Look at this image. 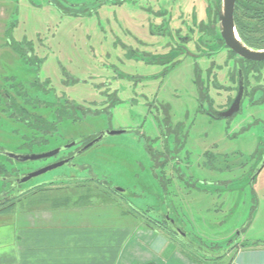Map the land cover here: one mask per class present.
I'll use <instances>...</instances> for the list:
<instances>
[{
    "label": "rangeland",
    "instance_id": "obj_1",
    "mask_svg": "<svg viewBox=\"0 0 264 264\" xmlns=\"http://www.w3.org/2000/svg\"><path fill=\"white\" fill-rule=\"evenodd\" d=\"M189 2L126 0L106 3L85 14L82 0H0V148L22 154L48 152L104 131L124 130L80 153L74 165L37 176L25 182V187L48 183L63 174L94 175L132 194L131 202L154 218L171 211L170 217L191 241L222 253L242 237L264 238V167L256 175L264 159V94L257 92L264 87V68L249 65L254 71L248 78V96L255 100H243L241 111L232 119L204 114L211 103L225 109L230 101L226 99L236 93V88H225L231 83L223 73L219 80L224 88L207 86L205 90L215 100H209L210 104L200 100L196 67L205 80L206 69L224 54L193 59L170 52V58H160L157 54H166L163 45L175 44V34L171 37L167 27L160 32L164 38L155 35L162 20L170 21L169 14L149 24L154 13L163 14L161 9L177 13ZM93 4L90 1L89 7ZM249 4L257 6L256 2ZM238 11L249 27L264 22L254 12ZM146 23L150 31L145 30ZM6 95L29 112L28 120L30 113L42 114L57 129L47 134L32 131L24 120L6 112ZM45 101L56 102L55 107L47 109ZM60 102L73 108L68 118L56 116ZM176 128L186 141L177 169L182 179L176 177L171 164L163 177L146 149L148 138H163ZM33 138L45 142L34 143ZM159 142H152L154 150H161ZM54 160L13 163L0 156V165L12 173L21 167L25 173ZM166 177L171 178L169 183ZM5 179L0 176V197L13 193ZM89 182H73L65 189L97 193L90 187L97 182ZM108 185L98 193L109 192ZM126 207L132 210L129 204Z\"/></svg>",
    "mask_w": 264,
    "mask_h": 264
},
{
    "label": "crops",
    "instance_id": "obj_2",
    "mask_svg": "<svg viewBox=\"0 0 264 264\" xmlns=\"http://www.w3.org/2000/svg\"><path fill=\"white\" fill-rule=\"evenodd\" d=\"M65 188L0 209V264H264V238L203 256L110 194Z\"/></svg>",
    "mask_w": 264,
    "mask_h": 264
},
{
    "label": "flooded vegetation",
    "instance_id": "obj_3",
    "mask_svg": "<svg viewBox=\"0 0 264 264\" xmlns=\"http://www.w3.org/2000/svg\"><path fill=\"white\" fill-rule=\"evenodd\" d=\"M90 1H93V3H94L92 7H89ZM125 1L126 0H96V1L95 0H87V3H86L85 1L82 0V6L83 5L85 6L83 13L89 14V13L95 12V11L99 10L100 8H102L103 5H105L106 3H109V2L111 4L115 5V4H123ZM223 1L224 0H190L189 4L187 6L180 7L179 11H177V13H172L169 11V9L163 8V9H161V10H163V14L160 13V11H159L158 14L154 13V15H153L154 17H149V24H150L155 19H166V13H168L170 21L168 22L167 20H162L163 24L161 25V28L159 30L158 29L156 30L155 35H159L160 38L162 35V37L164 38V34H162L160 32H161V30L166 29V27L169 30L171 37H172V34H175V40H174L175 44L171 45L170 43H168L166 45H163L161 50L164 51V53H166V54L165 55L157 54L158 56H161L160 58H163V57H169L170 58V56H172V55H170V52H171V54L178 53L180 55H184V56L186 55V56L192 57L193 59H199L201 57H217V58H220L222 56V54H224L222 57V60L220 62L214 60V62L206 69L207 79H205V80L202 79L200 76L201 68L199 66L196 67L197 78L195 80V83L197 84L199 92L202 93L200 100H203V102H206V100H208V103L210 104L211 100H215V98H211L208 95V93H205L207 86L209 88L210 87H212V88L213 87H215V88H217V87L224 88L225 87L224 84H221L220 80H219L220 75L223 73H225L224 79L227 78V80L231 83V86H226L225 88H227V89L236 88L235 95L233 97H229L228 99H226V100H230V101L228 102V106L225 109H216L213 106L214 103H211V106H209V109H205V108L203 109L202 108L204 114H207L214 119H232L237 113H239L241 111L243 100H245L246 98H249L250 100H255V98H253V97L251 98L248 96V91H249L248 90V80H249L248 78H249L251 71H254V69L251 70L248 67L250 64L251 65L262 64L261 71L264 68V60L263 61H255V60L246 59V58L240 56L239 54H237L234 50H232L230 48V46H228L226 38L223 35V28H222L221 19H220L221 10L223 8ZM251 2H256L257 6H253V4H249ZM247 4H249V5H247ZM71 5H74V4L71 3ZM239 8H241L242 10L245 9L246 11L247 10H249V11L253 10L252 12H254V16L259 17V19L262 20V19H264V11H263L264 10V0H236V2H235L234 22H235L236 32H237L238 36L240 37V39L244 42L242 35L239 31L238 24H239V22H242V23H245V22H243L242 17L239 16L240 15L239 11H238ZM74 9H78L77 6ZM144 28L146 31H148L149 28H148L147 23H146V26ZM149 31H150V29H149ZM151 35L153 36L154 34L151 33ZM136 38H137V36H135L134 40ZM248 47H250V46H248ZM250 48H252V47H250ZM252 49L264 51V48H262V49L252 48ZM172 52H174V53H172ZM160 58H158V59H160ZM160 61H162V59H160ZM19 83L23 84L22 82H19ZM39 83L40 82H38V85H39ZM241 83L243 84L244 90H243V96L240 99L241 100L240 109L229 117L219 116V114H222V113L228 111L232 107V105L234 104L235 100L239 99L238 96H239V92H240V84ZM46 85H49V84L46 83ZM20 88H22V87H20ZM38 91L41 92L42 90L38 88ZM51 91H53V89ZM259 91L264 94V87L259 88L257 90V92H259ZM49 93H47V94H49ZM6 98H7V100H5L6 101L5 102L6 112H8L12 117H15V115L18 116V118H19L18 120H21V121L24 120L27 123V125L30 127V129H32V131H34L36 133L38 131H40V132H43L45 134L52 132V131H48L47 128L43 129L42 127H39V126L31 128V125L28 122L30 120H33V119L37 120V121H46L48 123V126H49L48 129H52L51 125H53V124H55V126H56V123H54L52 120H50L47 117L42 116V114H38V113L37 114L36 113H30V116H32V117L30 120H28V118L25 117L27 111L24 110V107L21 106L20 103L17 100H14L15 98L12 96L6 95L5 99ZM37 98H39V97L37 96ZM37 98H35V100ZM37 101H38V106H40V103H42L41 100H37ZM27 102H28V104H30V103L34 104L33 100H26V103ZM55 103L56 102L45 101L46 108L48 109L51 107H55ZM62 105L63 104L60 102V106H59L60 109L55 110V114L60 119H63V118L65 119L71 115L69 109L72 110L73 108L72 107L69 108L67 105H64V106H62ZM61 107H63V108H61ZM27 113H29V112H27ZM123 132H124V130H123ZM167 132L168 133H166V135L163 138H156V139L148 138V141H146V149H147V151H148V153L152 159L153 164L156 166L160 165L161 171H163V174H162L163 177L166 176V170L169 167V165L171 164V167L174 169V173H175L176 177L182 179V175L177 173V169L180 170V168L178 166L182 162V160L179 157V154H180V152H181V150H182V148L186 142L184 140V134H180V131L178 128L169 129ZM99 135L100 134H97V135L90 136L86 139L79 140V141L75 142V144H73L71 147L64 149V150H61L56 155H53V156H50L47 158L34 160V161L55 159L54 162H51V164H49V165H52V164H55V163H58L61 161H66L64 165H74L76 157L80 153L87 150L88 148L85 150H82V149L88 143H90L95 138H97ZM31 141H33L34 143H36V142L41 143L44 141V139L42 141H40V140H37L36 138H33ZM154 141H160L158 144V148L161 149V150H158V149L154 150L155 152L159 151L161 153L160 157H158L156 160H155L154 156H152V154L150 153V150L154 149L153 145H152V142H154ZM92 146H90V147H92ZM56 149H54V150H56ZM0 150H5V149L0 148ZM51 151H53V150H51ZM16 153H19V152H16ZM41 153H44V152H41ZM0 156H3V155H0ZM5 158L8 161L13 162V163L29 162V161H17V160L8 158V157H5ZM159 160H161V162H159ZM49 165H47V166H49ZM64 165H62V166H64ZM62 166H60V167H62ZM44 167H46V166H44ZM44 167H41V168H44ZM41 168H38V169L33 170V171L40 170ZM57 168H59V167H57ZM57 168H54V169H57ZM54 169H52V170H54ZM13 170H14L13 173L8 170V172L6 174L0 175V176L6 177L5 180H7L8 182L11 183V189L13 190V193L8 192L7 194H4L2 197H0V201L4 200L6 198H10L9 200H6L2 204H0V206H2L1 208L5 207L11 201L16 202L17 200H19V199L23 198L24 196L30 194V192L33 193V192L44 190V189L47 190V189H50L54 186L66 187V186H68V184L73 183V182L78 183V184H87V183H90L89 181H93V182H97V184H94L95 188H97V187L100 188L99 190L101 192V187L104 186V184L108 185L107 181L102 180L101 178L95 177L94 175H89V176H77L76 175L75 176V175L63 174V175L57 176L56 179H54L48 183L33 185L30 187H25L24 183L21 182L22 181L21 179L26 174L30 173V171L28 170L25 173H23L21 167L14 168ZM52 170H50V171H52ZM165 179L167 180V183H169V180L171 181V178H169V177H166ZM163 184H166V182H163ZM107 187L109 189V192L106 191L103 194H107V195L108 194H111V195L114 194L112 196L120 199L125 204H129L130 207L132 206L135 209L136 208L141 209L140 207L133 204V202H131V200L128 197L131 196L132 194L126 192V190H124L122 188H118V187L109 186V185ZM110 192H112V193H110ZM165 213H167V212H164V213L162 212L163 217H164ZM170 215H171V211H170ZM178 237H179L178 239L180 241L185 242L183 237H180L179 235H178ZM239 242H244V238L242 237L241 239H239L237 241H232L230 243L228 249L225 250L224 252L226 253V251L233 249V247L234 246L236 247ZM204 248L206 250H203L202 252L205 254H208L209 252H213L211 249L212 247L211 248L204 247ZM207 251H209V252H207ZM217 254H221V253L218 252Z\"/></svg>",
    "mask_w": 264,
    "mask_h": 264
},
{
    "label": "water",
    "instance_id": "obj_4",
    "mask_svg": "<svg viewBox=\"0 0 264 264\" xmlns=\"http://www.w3.org/2000/svg\"><path fill=\"white\" fill-rule=\"evenodd\" d=\"M235 2H236V0H224L223 1V8H222L221 14H220L221 25L223 28V35L226 38L227 44L237 54H239L240 56H242L246 59L255 60V61H263L264 60V51L255 50V49L248 47L240 39V37L238 36V34L236 32V27H235V22H234ZM243 90H244V87H243V84L241 83L240 84V92H239V96H238L239 99L235 100L234 104L232 105V107L228 111H226L222 114H219V116L229 117L240 109V102H241L240 99L243 96ZM122 132H123V130L101 132L97 138H95L93 141L88 143L82 150L89 148L90 146L99 142L100 140H102L103 138H105L108 135L118 134V133H122ZM73 144H75V142L70 143L66 146H63L61 148H57L56 150L44 152V153L22 154V153H16V152L8 151V150H0V155H3L5 157L11 158V159H14L17 161H34V160L47 158V157L56 155L61 150L67 149V148L71 147ZM65 162L66 161H61V162L46 166L44 168H41L40 170L32 171V172L26 174L21 179L22 180L21 182L22 183L28 182L29 180H31V179H33V178H35V177H37L43 173H46V172H48L54 168H57V167L64 165ZM263 167H264V159L261 161V164L259 165V168L256 172V175L260 172V170ZM8 199H10V198H6V199L0 201V204H2L3 202H5ZM164 218L170 222L172 228L178 233V235L180 237L184 238L185 242L188 245H190L192 248H194L195 250H198L200 252H202L203 250H206L203 246L196 244L190 240L188 233L182 227H180L174 219H172L170 217L169 211H168V213L164 214ZM207 252H209V251H207ZM207 255L218 256V254L214 253V252H209Z\"/></svg>",
    "mask_w": 264,
    "mask_h": 264
},
{
    "label": "trees",
    "instance_id": "obj_5",
    "mask_svg": "<svg viewBox=\"0 0 264 264\" xmlns=\"http://www.w3.org/2000/svg\"><path fill=\"white\" fill-rule=\"evenodd\" d=\"M247 5H249V4H247ZM252 11L253 10H251V12ZM238 27H239V31L242 35L244 42L248 46H250L252 48H256V49L264 48V22H260L253 27H249V26H247V24L239 22ZM252 33H263V35L255 37V36H253ZM28 123H30L31 128L39 126V127H42L43 129L47 128L48 131H52V132H54L56 130L55 124L51 125L52 129H48L49 126H48V123L46 121H37V120L33 119V120H30ZM52 132H50V133H52ZM150 153L152 154V156H154L155 160L158 157H160V155H161L160 152H155L154 149H151ZM159 167H160V165H159ZM0 172H3L2 174H6L8 172V169L5 166L0 165ZM90 187H91V189H93V191H97V193L100 192V190L97 189L98 187L97 188H95L94 186H90ZM1 207L2 206H0V208ZM131 208L134 212H136V214H138L142 218H145L148 221V223L151 224L152 226L166 231L168 234H170L174 238H177V239L179 238L178 233H176L173 230L170 222L167 219H165L164 217H162L160 219L154 218L151 214L144 212L143 209H137V208L135 209L132 206H131ZM188 246H190V245H188ZM192 249L195 250L194 248H192ZM195 252L200 253L203 256H211V255H207L203 252H200L198 250H195ZM213 257H215V256H213Z\"/></svg>",
    "mask_w": 264,
    "mask_h": 264
}]
</instances>
